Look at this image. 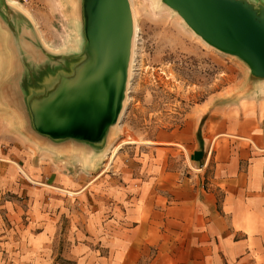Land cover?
<instances>
[{"label":"rangeland","instance_id":"rangeland-1","mask_svg":"<svg viewBox=\"0 0 264 264\" xmlns=\"http://www.w3.org/2000/svg\"><path fill=\"white\" fill-rule=\"evenodd\" d=\"M79 1L31 0L22 8L33 21L42 43L52 51L63 52L72 49L76 40ZM132 2L137 32L131 77L123 113L112 132L111 146L123 140L133 142L124 143L113 160L107 152L93 174L103 172L105 177H116L121 182L131 174L133 178L145 179V175L165 163V171L177 173L184 179L202 173L207 175L204 170L190 165L189 153L183 143L194 135L201 138L211 110L231 109L229 107L241 104L243 96L250 93L246 92L247 85L252 82L249 69L239 58L205 43L161 0ZM238 95L242 97L241 101L233 103L238 100ZM249 100L253 106L264 107V91L253 93ZM216 134L214 132L212 138ZM220 139L242 140L230 136ZM35 147L33 151L42 164L54 163L58 171L90 176L77 160L57 159L50 152ZM21 168L22 171L24 168ZM36 181L21 178L20 192L14 195L20 202L21 214L12 217L3 213L1 216L0 264H81V259L89 260L84 264H91L90 257L107 256L106 238L119 231L109 230L107 226L92 230L88 228V222L98 210V202L108 208L112 207L113 201L105 198L96 202L90 192L77 194L45 180ZM25 185L30 190H44L47 200L53 195L52 199L58 203L57 207L41 210V216L46 219L37 220L38 225L32 232L29 231L32 223L29 188L27 190ZM45 205H49L48 201ZM107 217L108 214L102 215L98 222L108 221ZM44 222L52 227V244L29 246L28 239L43 232ZM78 246L83 248L81 252Z\"/></svg>","mask_w":264,"mask_h":264},{"label":"crops","instance_id":"crops-1","mask_svg":"<svg viewBox=\"0 0 264 264\" xmlns=\"http://www.w3.org/2000/svg\"><path fill=\"white\" fill-rule=\"evenodd\" d=\"M250 101L211 110L201 138L194 135L183 143L190 165L208 173L186 179L165 171V163L145 179L131 174L124 182L103 172L64 173L54 163L38 161L35 145L14 129L11 120L0 117V226L3 213L21 214L14 195L26 177L77 194L90 192L96 202L113 201L108 208L98 202L88 222L92 230L107 226L119 231L106 238L108 255L90 257L91 264H264V107ZM245 133L249 136L239 135ZM223 136L242 140L220 141ZM27 194L32 232L37 220L46 219L41 210L58 203L53 195L47 200L44 190L29 188ZM46 201L49 205L44 206ZM104 214L108 221L98 222ZM51 229L44 222L43 232L28 239L29 246L51 245Z\"/></svg>","mask_w":264,"mask_h":264},{"label":"water","instance_id":"water-1","mask_svg":"<svg viewBox=\"0 0 264 264\" xmlns=\"http://www.w3.org/2000/svg\"><path fill=\"white\" fill-rule=\"evenodd\" d=\"M161 1L209 46L247 65L244 100L264 91V0ZM135 24L132 0H80L75 43L55 52L27 13L0 0V117L55 158L95 172L125 107Z\"/></svg>","mask_w":264,"mask_h":264},{"label":"bare ground","instance_id":"bare-ground-1","mask_svg":"<svg viewBox=\"0 0 264 264\" xmlns=\"http://www.w3.org/2000/svg\"><path fill=\"white\" fill-rule=\"evenodd\" d=\"M133 1V0H132ZM9 2L12 4V5H15L17 7H19L20 9H22L23 11H25V9H23V4H20L16 1H11L9 0ZM162 3V2H161ZM22 5V6H21ZM134 7V6H133ZM170 10V9H169ZM26 12V11H25ZM134 12H135V9H134ZM27 13V12H26ZM136 18V17H135ZM137 22V21H136ZM136 32H137V24H135V37H134V46H135V38H136ZM200 38V37H199ZM201 39V38H200ZM128 142H133V140L131 141H127V140H123L122 142L116 144V145H113L111 146V148L109 149L108 153L110 152L111 153V160H113L115 158V156L117 155L120 147L124 144V143H128Z\"/></svg>","mask_w":264,"mask_h":264},{"label":"built area","instance_id":"built-area-1","mask_svg":"<svg viewBox=\"0 0 264 264\" xmlns=\"http://www.w3.org/2000/svg\"><path fill=\"white\" fill-rule=\"evenodd\" d=\"M13 1H16V2H18V3H20V4H27V3H29L31 0H13Z\"/></svg>","mask_w":264,"mask_h":264}]
</instances>
